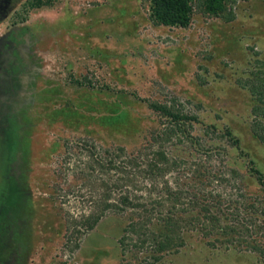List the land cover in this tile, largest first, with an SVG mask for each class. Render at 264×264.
Masks as SVG:
<instances>
[{"label": "rangeland", "instance_id": "1", "mask_svg": "<svg viewBox=\"0 0 264 264\" xmlns=\"http://www.w3.org/2000/svg\"><path fill=\"white\" fill-rule=\"evenodd\" d=\"M235 14L197 10L177 26L153 22L149 0L0 1L11 110L0 127V264H264L259 251L210 245L197 233L156 260L147 245H122L132 210L121 203L85 229L106 175L116 199L131 191L152 207L159 189L147 179L129 185L136 171L127 162L158 145L187 162L166 179L181 184L178 176L209 158L237 170L247 196L262 192L252 169L264 175L253 126H264V99L250 82L264 76V0H238ZM152 104L185 117L172 140L156 138L172 115ZM100 156L122 169L101 172ZM231 183L212 189L236 190L232 199L244 202Z\"/></svg>", "mask_w": 264, "mask_h": 264}, {"label": "trees", "instance_id": "2", "mask_svg": "<svg viewBox=\"0 0 264 264\" xmlns=\"http://www.w3.org/2000/svg\"><path fill=\"white\" fill-rule=\"evenodd\" d=\"M150 18L157 24L187 26L197 10L207 14L218 15L226 20L235 18V8L238 0H149ZM41 3V2H40ZM256 80H251L252 90L258 93L261 102L264 99V76L260 75ZM163 109L168 115L170 127L162 128L156 134V138L164 141L172 140L177 136V128L185 125L186 119L181 114L173 112L168 107L152 104ZM258 108V107H257ZM263 122L256 120L254 133L264 141ZM180 126V127H179ZM164 134V135H163ZM174 135V136H173ZM184 135V134H183ZM191 137V136H189ZM155 138V137H154ZM208 156V155H207ZM186 159L179 154H170L164 145L156 146L152 151L135 153L128 164L136 171L134 179H130L129 185L138 190L140 182L144 179L154 189H159L157 195L151 193L152 207L147 208L144 195L131 196L124 192H118L116 199L113 194L111 178L106 175L103 180H98V189H102L98 203V213L88 216L85 229L89 230L99 222L106 211L118 207V203L125 205L120 208L129 214L124 228V234L120 241L127 245V241H134V246L147 245L150 255L158 260L163 254L179 251L186 241L187 234L197 233L204 237L208 244L216 246L224 245L226 249L240 248L259 251L264 255V175L258 169H252L256 179L262 184V192L253 196H247L244 188L237 182L238 171L231 169L230 173L225 168H216L207 158L205 162H194L184 171L181 184L166 176L174 169L183 168ZM209 162V163H208ZM114 157H98V168L105 173L111 170H121ZM227 174L229 176H227ZM141 176V177H140ZM152 177V178H150ZM142 179V180H141ZM232 182L239 190L244 202L232 199L230 194L223 189L215 188L213 184L220 186ZM128 183V180H127ZM191 188L185 192V187ZM223 187V186H222ZM143 189V188H141ZM160 192L163 194L160 195ZM149 193V192H148ZM257 214V215H256ZM260 219L258 223L257 219ZM132 235V236H130ZM128 246V245H127ZM125 248V247H124Z\"/></svg>", "mask_w": 264, "mask_h": 264}, {"label": "flooded vegetation", "instance_id": "3", "mask_svg": "<svg viewBox=\"0 0 264 264\" xmlns=\"http://www.w3.org/2000/svg\"><path fill=\"white\" fill-rule=\"evenodd\" d=\"M4 74L5 71L0 66V127L3 126L2 121H4L8 117V115L11 114V110L9 107L10 106L9 97L3 94L4 89H3V83L1 82V77Z\"/></svg>", "mask_w": 264, "mask_h": 264}]
</instances>
